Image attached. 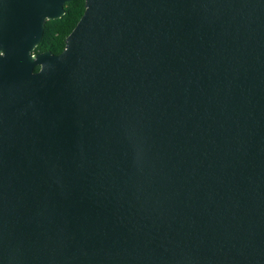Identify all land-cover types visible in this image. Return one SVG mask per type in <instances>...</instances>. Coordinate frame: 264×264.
Returning <instances> with one entry per match:
<instances>
[{"label":"water","instance_id":"obj_1","mask_svg":"<svg viewBox=\"0 0 264 264\" xmlns=\"http://www.w3.org/2000/svg\"><path fill=\"white\" fill-rule=\"evenodd\" d=\"M72 1L0 0V264H264V0Z\"/></svg>","mask_w":264,"mask_h":264},{"label":"trees","instance_id":"obj_2","mask_svg":"<svg viewBox=\"0 0 264 264\" xmlns=\"http://www.w3.org/2000/svg\"><path fill=\"white\" fill-rule=\"evenodd\" d=\"M66 14L58 20L46 22L45 32L41 44L35 53L51 51L60 54L66 48L68 36L76 28L86 10V0H73L65 4ZM39 68H36L38 71Z\"/></svg>","mask_w":264,"mask_h":264}]
</instances>
